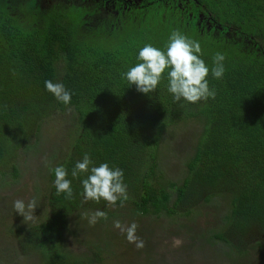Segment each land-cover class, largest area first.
I'll return each instance as SVG.
<instances>
[{
  "label": "trees",
  "instance_id": "16d2710c",
  "mask_svg": "<svg viewBox=\"0 0 264 264\" xmlns=\"http://www.w3.org/2000/svg\"><path fill=\"white\" fill-rule=\"evenodd\" d=\"M91 12L61 0L46 6L35 0H0V181L9 180L10 169L19 179L13 163L19 149L34 155L43 151L46 119L61 115L72 137L57 166L67 169L74 198L56 194L57 166L51 167L46 220L12 232L30 250L26 253L37 255L33 264H92V256L101 258L90 247L76 253L65 243V233H71L68 217L83 218L97 209L111 216L118 212H107L103 200L82 203L81 180L87 173L73 178L71 171L85 153L93 166L107 163L123 170L128 200L121 208L127 206L131 215H188L201 202L213 201L223 210L218 215L223 231L212 232L211 239L239 257L253 248L260 254L264 0H146L139 11L114 24ZM173 30L200 43L214 99L174 102L167 91L168 70L148 94L122 78L141 62L137 56L145 44L163 50ZM217 52L225 56L221 79L211 74ZM45 80L63 82L72 93L71 102H58L45 89ZM191 121L197 130L185 171L176 181L168 180L160 171L162 142L170 127Z\"/></svg>",
  "mask_w": 264,
  "mask_h": 264
},
{
  "label": "rangeland",
  "instance_id": "374dc122",
  "mask_svg": "<svg viewBox=\"0 0 264 264\" xmlns=\"http://www.w3.org/2000/svg\"><path fill=\"white\" fill-rule=\"evenodd\" d=\"M68 123V120L64 123L59 114L46 119L40 138L43 151L34 155L32 151L19 149V156L13 162L19 179L12 177L10 169L9 180L0 181V264H33L36 259L35 253H26L30 250L12 232L19 231L18 227L24 224H39L50 213L47 205L51 186L49 169L57 166L67 152L64 145L72 139ZM195 130L197 125L193 121L167 130L160 155V171L166 179L176 181L183 175ZM56 147L60 150L54 151ZM52 151L53 155L49 156ZM33 198L38 205L33 210L36 217L24 222L23 216L13 210V201L21 199L27 205ZM214 203L201 202L188 215L173 216L131 215L127 206L123 209L107 205V212L116 210L118 216L107 214L106 220L100 219L94 226L89 225L86 218L93 212L83 218L68 217L71 233H65V243L76 253L90 247L98 256L102 254L101 258L92 256V264H264L263 249L262 254L255 248L249 249L239 257L228 245L211 239L212 232L223 231L218 216L223 215V210ZM116 220L125 226L135 222L138 225L135 235L144 241V246L138 249L129 243L125 234L113 226ZM84 222L88 234L81 231Z\"/></svg>",
  "mask_w": 264,
  "mask_h": 264
},
{
  "label": "clouds",
  "instance_id": "9594fccd",
  "mask_svg": "<svg viewBox=\"0 0 264 264\" xmlns=\"http://www.w3.org/2000/svg\"><path fill=\"white\" fill-rule=\"evenodd\" d=\"M202 49L200 43L182 34L179 30H173L163 50L145 44L138 52L137 60L141 61L132 66L122 78L126 79L129 85H135L139 92L148 94L156 90L162 76L167 71V91L172 94L174 102L182 99L189 103L214 99L216 92L210 89L206 77L209 74V67L201 58ZM225 56L217 52L213 57V67L211 74L215 79L223 77L225 68L223 61ZM45 89L54 98L65 105L71 102L72 93L66 89L63 82H53L45 80ZM55 179L53 186L56 194H65L66 199H73V189L68 171L63 166L54 169ZM82 173H87L86 178L81 180L82 203L92 201L99 204L101 200L107 205L115 206L117 201L123 206L128 200L127 185L123 182V170L116 167L110 168L107 163L93 166V161L89 154L85 153L83 159L77 161L72 168L71 176L79 177ZM38 206L33 198L27 205L21 199L13 201V210L23 216V221H32L34 208ZM89 225L94 226L100 219H107V213L102 210H95L90 216H86ZM113 226L120 229L125 234L129 243L135 244L139 249L144 246V241L135 235L138 225L132 222L130 225H122L119 220L113 222Z\"/></svg>",
  "mask_w": 264,
  "mask_h": 264
},
{
  "label": "flooded vegetation",
  "instance_id": "af4514ba",
  "mask_svg": "<svg viewBox=\"0 0 264 264\" xmlns=\"http://www.w3.org/2000/svg\"><path fill=\"white\" fill-rule=\"evenodd\" d=\"M58 0H35L42 6L52 5ZM65 3L77 4L86 8L91 13L99 12L104 19V23L114 24L117 18H122L125 14H133L139 11L146 4V0H61ZM96 15V14H95ZM86 17V15L84 16ZM101 18V19H102ZM110 23V25H111ZM200 23V22H199ZM198 23V24H199Z\"/></svg>",
  "mask_w": 264,
  "mask_h": 264
}]
</instances>
